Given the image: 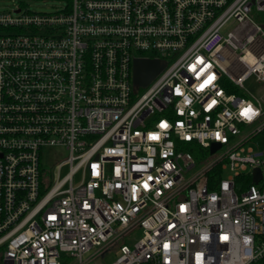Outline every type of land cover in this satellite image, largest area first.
Listing matches in <instances>:
<instances>
[{
  "label": "built area",
  "instance_id": "built-area-1",
  "mask_svg": "<svg viewBox=\"0 0 264 264\" xmlns=\"http://www.w3.org/2000/svg\"><path fill=\"white\" fill-rule=\"evenodd\" d=\"M59 2L0 10L3 264H264V107L229 88L264 81V0Z\"/></svg>",
  "mask_w": 264,
  "mask_h": 264
},
{
  "label": "rangeland",
  "instance_id": "rangeland-1",
  "mask_svg": "<svg viewBox=\"0 0 264 264\" xmlns=\"http://www.w3.org/2000/svg\"><path fill=\"white\" fill-rule=\"evenodd\" d=\"M18 4L17 0H0V10L8 7L15 8ZM62 3L59 0H30V8L34 11H53L56 6L61 5ZM264 14V13H263ZM243 90L241 93H245V95L255 96L257 97L263 107H264V81H257L254 75L247 78V80L243 83ZM144 90H141V92ZM253 148L259 149L263 146V137L259 135L254 141L250 144ZM184 146L188 147V144ZM188 149V148H187ZM193 157L196 160V166L192 169V171L188 172L187 175L197 172L201 169V167L205 163V158H210L211 155L207 154V152L203 151L199 147L191 150ZM68 156V151L63 147H54L45 150V155L42 157V163L45 169L49 170L51 168V159L63 160ZM55 165V164H54ZM53 165V167H54ZM58 168L54 170V175L57 174ZM66 169H62V175H64ZM141 233V232H140ZM138 233L137 236L140 234ZM130 243V241H127ZM120 255L119 251L112 250L108 252L104 257L99 260L102 264H111L118 256ZM0 256L2 254L0 253ZM2 264H3V256H2Z\"/></svg>",
  "mask_w": 264,
  "mask_h": 264
},
{
  "label": "water",
  "instance_id": "water-1",
  "mask_svg": "<svg viewBox=\"0 0 264 264\" xmlns=\"http://www.w3.org/2000/svg\"><path fill=\"white\" fill-rule=\"evenodd\" d=\"M165 67V61L160 59L136 58L133 68L134 91L140 87H146ZM220 147V143L212 145L211 152ZM259 170H256V181L259 179Z\"/></svg>",
  "mask_w": 264,
  "mask_h": 264
},
{
  "label": "snow or ice",
  "instance_id": "snow-or-ice-1",
  "mask_svg": "<svg viewBox=\"0 0 264 264\" xmlns=\"http://www.w3.org/2000/svg\"><path fill=\"white\" fill-rule=\"evenodd\" d=\"M198 61H200L201 63H203V58L202 57H197L196 58ZM190 67L192 68H195V65H190ZM205 68L207 67H210V65H205L204 66ZM201 71H203V69H201ZM215 78V74H209L207 75V78L203 79L202 83H200L198 86H197V90H201V89H204L207 85H209ZM177 92H179V88L176 89ZM216 103L215 100L211 101V103L208 105V107H211L212 105H214ZM160 127L162 128H166L167 127V123L165 121H161L160 122ZM217 136H219V134L217 133ZM148 138L149 139H158L159 137L153 133L151 136H149L148 134ZM92 168H96V165L93 164L92 165ZM149 179H152L151 177ZM144 187L147 188L148 187V183L147 182H144ZM181 210H184V205H181ZM54 218V217H53ZM205 239H207V237H204ZM224 239H227V237H223ZM165 248L168 247V244L165 243L164 245ZM200 253H197V258L200 257Z\"/></svg>",
  "mask_w": 264,
  "mask_h": 264
},
{
  "label": "clouds",
  "instance_id": "clouds-1",
  "mask_svg": "<svg viewBox=\"0 0 264 264\" xmlns=\"http://www.w3.org/2000/svg\"><path fill=\"white\" fill-rule=\"evenodd\" d=\"M187 102V101H186ZM254 114V109L251 105V103L243 104L239 106V115L243 118H246L248 120L252 119V116ZM154 132H149V136H151ZM157 136H159V133H155ZM199 260V257L197 258Z\"/></svg>",
  "mask_w": 264,
  "mask_h": 264
},
{
  "label": "trees",
  "instance_id": "trees-1",
  "mask_svg": "<svg viewBox=\"0 0 264 264\" xmlns=\"http://www.w3.org/2000/svg\"><path fill=\"white\" fill-rule=\"evenodd\" d=\"M17 1L21 6H24V5H27L30 0H17ZM229 88L231 91H234V92L241 94L240 89H238L236 86L233 85V86H230ZM188 143H190V142H188ZM0 264H2V256H0Z\"/></svg>",
  "mask_w": 264,
  "mask_h": 264
}]
</instances>
